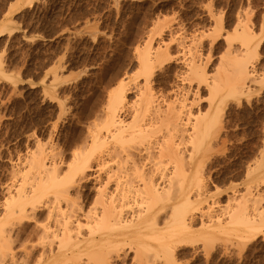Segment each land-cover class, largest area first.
I'll list each match as a JSON object with an SVG mask.
<instances>
[{
    "label": "rangeland",
    "instance_id": "rangeland-1",
    "mask_svg": "<svg viewBox=\"0 0 264 264\" xmlns=\"http://www.w3.org/2000/svg\"><path fill=\"white\" fill-rule=\"evenodd\" d=\"M24 2L26 3V0H21L19 4H15L16 0H0L1 70L6 75L0 74V216L3 210V197L6 196L5 187L14 180V183L20 182L19 174L25 172L29 156L36 153L37 149H40V152H49L48 159L54 160L58 166L61 164V172H65L67 162L70 163L72 155L80 149L82 140L84 142L88 132L102 121L109 92L121 78L127 76L126 83L132 88L127 95L132 103L138 85L141 86L143 82L137 66V49L140 50L144 46L143 43L150 40L153 46L160 45L162 41V44L164 46L168 44L170 49L167 50L169 54L165 56L167 59L164 58L167 61L163 59L161 65L157 64L151 78L149 77L148 86L150 90L152 89L153 95L160 96L157 99L159 103L162 101L160 105H164L166 100L171 102L175 99L174 92L179 90L180 86L188 88L189 82L186 81L188 84L186 82L184 84L182 80V71L185 69L184 58H190L191 55L193 58L196 55L197 58L194 60L199 61L197 62L199 65L201 62L200 66H203V69L205 66L206 82H211V78H219L221 75V79L227 75L231 79L234 68L232 61L233 58L236 59V55L241 56L239 53L248 60V65L253 66H250L251 69L255 68L256 74L253 70L255 79L248 83L245 95L220 96L214 102L216 107L211 105L210 110L207 106L208 88L202 83L195 94L187 93V100L191 96L195 101L191 105L190 100H193L189 98L187 108L191 105V110H186L194 117L199 113L202 115V111L208 109L207 116L221 120L220 126L216 128L219 134L217 145L212 149V153L207 152L206 158L209 157V160H204L205 166L202 168L204 172L201 171L202 181L204 180L203 193L205 197L209 195L211 198L206 197V201L215 202L214 205L219 203L218 207L215 206V210L218 211L220 207L232 201L230 199L236 196L237 191H242L245 182L246 185L250 182L249 185L252 186L257 184L254 192L263 200L258 201L257 211L262 212L264 216V167H260L261 163L264 164V0H32L30 4ZM241 21L252 35L248 49L242 45L241 33L234 29V25ZM45 23L53 26L54 36L45 37L40 29ZM5 25L9 27L6 28ZM179 43L181 48L178 46ZM136 73L138 78L135 76ZM224 80L220 81L224 84L229 81ZM193 82L195 81H192L191 87H194ZM134 84H137V88L134 86L136 89L132 87ZM133 89L137 90L136 93ZM162 92L164 96H168L165 97L166 100ZM221 97L224 100L220 99ZM177 103L178 101L175 102ZM130 105L127 104L129 107L121 112L125 121L131 118ZM213 111L216 116L210 115ZM254 165V169L258 166L259 169L256 168L258 173L263 170L261 176L253 169ZM252 170L260 181L253 174H248ZM13 173H18L15 179ZM250 176L255 178L251 179ZM29 183L25 182L26 188L29 187ZM85 188L73 189L71 198L81 201L85 208L92 207V202L95 205L94 191ZM230 209L232 208L228 207L224 211L223 207V210H220L221 213H226L222 215L227 218L232 212ZM220 210L215 213L218 214ZM226 211L229 212L228 215ZM257 211L251 210L249 213L254 215L252 212ZM36 212L35 216L23 217L21 221L13 219L15 228L13 227L14 242L11 243V252L17 264H25L22 261L26 260L24 253L30 249L29 245L32 247L35 244L36 247H33L36 252L39 251L36 248H41L39 243L43 233L39 235L38 226L46 221V210L39 209ZM196 225L194 229L199 227L198 223ZM260 229H257L256 233L252 232L249 237L246 236L250 233H245L246 236L242 233L245 238L239 236L237 237L239 239L236 238L238 234L235 236L231 230L229 237L231 236L234 241L227 240L228 237L225 239L221 237L222 239H215L214 243L211 241L210 245L197 238L191 241L192 243L189 242L190 244H187L188 242L183 243L184 245L179 244L181 247L174 250L176 262L264 264V229ZM128 247L125 245V249H121L123 252L121 250L118 252V258L113 256V260H108L111 263L106 262L131 264L133 255ZM36 252L34 255H37ZM84 258H87L84 254L81 257H73L72 261L68 262V259L65 264L74 261V264L94 262L107 264L103 259L93 261L94 258L89 257L87 260H91V263H87Z\"/></svg>",
    "mask_w": 264,
    "mask_h": 264
},
{
    "label": "bare ground",
    "instance_id": "bare-ground-1",
    "mask_svg": "<svg viewBox=\"0 0 264 264\" xmlns=\"http://www.w3.org/2000/svg\"><path fill=\"white\" fill-rule=\"evenodd\" d=\"M20 1L16 0L15 4H19ZM31 1L26 0V3L30 4ZM234 27L235 31L241 33L239 37L242 45L248 49L252 39L251 33L242 21L237 22ZM160 43L162 44V41ZM180 43L177 45L180 46ZM143 45L140 50L137 49V66L140 70L137 72L142 75L138 74L143 82L139 83L141 86L138 85V88L136 87L138 82L132 86L138 90L133 89L134 92L137 91L134 100H131L132 103L128 100L127 93L130 94L132 90L126 83L128 76L121 78L115 88L109 92L102 121L88 132L85 141L82 140L80 149L75 150L74 154L71 153L73 154L71 162H67L65 172H61V164L58 166L54 160L48 159L49 152L44 153L46 151L40 152V149H37L36 153H39H33L27 159L29 160L27 170L19 174L20 182L14 183V180L5 187L6 196L3 197V210L0 216V264H12L16 261L11 252V243L14 242L12 239L14 221L17 219L21 221L23 217H33L39 209L46 210V221L38 226L39 235L43 233V241L39 239L41 248H36L38 252L35 250V244H32L35 247L29 245L30 249L24 250L26 260L23 259L25 262H22L25 264H65L68 259L69 262L73 257H81L83 254L89 259L94 258L93 261L103 259V262L104 260L106 262L113 260V256L118 258V252L125 245L129 246L128 250H132L131 264H177L174 250L183 243L190 244L197 238L203 243L211 241L214 243L215 239L221 237L232 240L231 236L229 237L231 230L234 235L238 234L235 235L237 238L241 237L242 233L244 236L245 233H250L246 236L249 237L252 232L256 233L261 230L260 228L264 229V216L262 212L257 211L258 201L263 202V200L254 192L257 184L252 186L249 185V181L247 185L245 182L242 191L235 190L237 194L231 190L236 196L231 194V199H227L232 201L229 203L226 200L228 203L221 206L224 207V211L228 207L232 208L230 209L232 212L226 218L224 216L226 213L222 212L223 215L221 213L223 207H220L221 218L219 213H215L219 211L218 208H216L218 211L215 210V206L218 207L219 203L214 205L215 202L206 201L209 195L206 198L203 193L204 180L202 181L203 173L201 174L203 165L205 166L203 162L209 158H206L207 152L212 153V149L217 145L219 134L216 128L221 123L220 119L206 115L209 106L215 105L214 102L220 96L245 95L248 83L255 79L253 78L255 68L251 69L252 65H248V60L239 53L240 57L239 55L235 56L236 59L232 57L233 77L229 79L228 75L223 74L229 80L227 83H222L225 78L221 79L222 75L219 76L217 72L220 79L211 78V82H206L205 66L203 69V66H200L201 62L199 65V61L194 60L197 58L196 55V58L191 55L190 58H184L185 69L182 71V80L184 84L186 81L189 82V84L186 82L188 88L182 84L180 89L177 87L179 90L173 91L175 99L171 96V102H167L165 97L168 96H164L162 92L167 104L165 102L164 105H160L162 101L159 103L157 100L160 96L153 95L152 89L150 90L148 86L149 77L153 74L155 66L161 65L164 58L167 59L165 56L169 54L167 50L170 49L168 44L153 46L151 40ZM245 53L247 57V50ZM1 64L0 57V74L6 76L1 70ZM135 76L137 77V73ZM131 80L134 81L132 78ZM192 81H195L194 87H191ZM202 83L208 88V109L204 111L205 113L201 110L202 115L193 114V117L186 109L191 110L195 99L189 96L193 101L190 100V108H187L189 98L187 100L186 95L188 92H197ZM220 99L224 100L222 97ZM177 101L178 103L175 104ZM127 104H131L130 109L132 108L129 121H125L121 114ZM210 115H214V111ZM54 157L56 158V155ZM263 165L261 163L260 167H264ZM254 167L255 165L253 169ZM256 168L255 171L259 169ZM262 172L257 173L261 176ZM13 174L14 176L11 174L13 178L18 175V173ZM248 174L252 175L253 170ZM258 175L253 174L255 177ZM26 181L30 182L28 188L25 186ZM83 183L90 185L86 186ZM81 187L94 191L95 205L92 202V207L85 208L81 201L71 198V191ZM250 209L257 212H252L254 213L252 215L249 213ZM197 223L199 227L194 229ZM34 252L37 255H34ZM89 259L87 263L91 261Z\"/></svg>",
    "mask_w": 264,
    "mask_h": 264
},
{
    "label": "trees",
    "instance_id": "trees-1",
    "mask_svg": "<svg viewBox=\"0 0 264 264\" xmlns=\"http://www.w3.org/2000/svg\"><path fill=\"white\" fill-rule=\"evenodd\" d=\"M45 25H50V24H44L40 29L44 32V35H45V37H47V38H50V37H52V36H54L55 35V32L54 31H52V29H53V26H45ZM44 28V29H43ZM48 29V30H47ZM49 33V34H48ZM56 40V39H55ZM55 40L53 41V42H55ZM46 42H48V39H47V41Z\"/></svg>",
    "mask_w": 264,
    "mask_h": 264
}]
</instances>
